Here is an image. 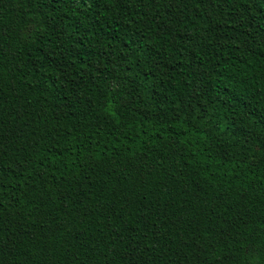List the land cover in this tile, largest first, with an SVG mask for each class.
Masks as SVG:
<instances>
[{
    "label": "trees",
    "instance_id": "trees-1",
    "mask_svg": "<svg viewBox=\"0 0 264 264\" xmlns=\"http://www.w3.org/2000/svg\"><path fill=\"white\" fill-rule=\"evenodd\" d=\"M0 264H264V0H0Z\"/></svg>",
    "mask_w": 264,
    "mask_h": 264
}]
</instances>
